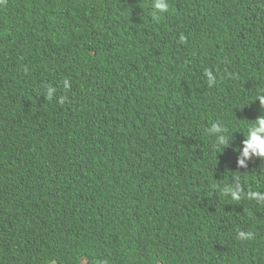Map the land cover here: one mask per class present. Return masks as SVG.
<instances>
[{"label":"trees","instance_id":"trees-1","mask_svg":"<svg viewBox=\"0 0 264 264\" xmlns=\"http://www.w3.org/2000/svg\"><path fill=\"white\" fill-rule=\"evenodd\" d=\"M168 3L0 0V264H264V0Z\"/></svg>","mask_w":264,"mask_h":264},{"label":"clouds","instance_id":"clouds-1","mask_svg":"<svg viewBox=\"0 0 264 264\" xmlns=\"http://www.w3.org/2000/svg\"><path fill=\"white\" fill-rule=\"evenodd\" d=\"M153 8V19L158 20L160 13H167L169 11L168 0H152ZM185 37L180 36V42L183 43ZM204 76L206 77L207 86L209 88L213 87L217 80L213 71L210 69L204 70ZM63 88L65 91L70 90L71 84L68 80H64ZM57 89L52 86H47L45 89L44 99L46 101H52L56 99L57 103H63L65 97L56 98ZM259 100L261 109L264 110V94H258L255 98ZM203 134L206 137L212 139L213 150L223 152L229 146V135L228 128L219 122H212L211 125L203 130ZM232 134V133H231ZM244 139L241 141L242 148L237 149L239 151V158L237 159V168H245L247 165L245 161H250L252 159H258L261 162H264V111L262 114L251 122L247 129L246 134H243ZM213 179V178H212ZM213 191L219 190L220 194L229 198L233 202H239L242 198H247L249 200H254L258 203L264 202V195L258 192H247L245 193L239 177H237L233 182L225 184L224 187H221L219 184L211 185ZM238 241H252L255 239V233L252 231L245 232L243 230L236 231V237ZM25 238H23V241ZM106 264V262H105Z\"/></svg>","mask_w":264,"mask_h":264}]
</instances>
